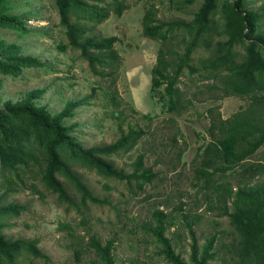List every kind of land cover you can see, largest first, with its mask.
I'll list each match as a JSON object with an SVG mask.
<instances>
[{
  "label": "trees",
  "instance_id": "16d2710c",
  "mask_svg": "<svg viewBox=\"0 0 264 264\" xmlns=\"http://www.w3.org/2000/svg\"><path fill=\"white\" fill-rule=\"evenodd\" d=\"M54 2L61 25L66 29L68 45L62 46L63 50L71 47L80 51L93 69L97 63L107 64L98 54L116 60L114 45L119 38L92 36L90 27L81 20L99 25L109 18L111 12L122 16L128 8L122 0ZM248 3L249 0H204L190 22L160 20L157 18L158 9L151 6L145 11L142 24L144 37L161 43L157 63L152 69L151 84L153 92L159 95V103L169 112L178 113L188 102L192 104L190 99L184 98L180 87V78L186 70L191 76L199 74L205 81L214 80L212 84H194V96L219 90L223 95L213 96L211 101L229 96L244 101L239 111L227 119L223 118L219 105L208 110L210 126L207 131L211 141L199 148L197 157L200 156L202 162L195 173L198 179H204L207 190L214 191L212 198L205 195L209 211H220L218 216L227 217L235 231L231 244L223 248L225 251L229 249L233 264H264V180L251 183L264 176V162L256 159L264 147V5L250 9ZM14 10L15 0H0V29L28 33L27 18L13 13ZM218 13L224 21L221 30L217 29L215 19ZM72 17L77 21L73 22ZM177 30H185L190 36L182 54L169 47ZM200 48H206L210 55L195 64L193 55ZM46 67V62L40 58L23 55L18 45L0 40L1 75L18 78L25 69ZM45 93L46 89L31 90L19 101L7 100L0 107V264H17L23 252L35 258H46L38 247V240L14 239L3 234L1 219L24 211L21 204L5 203L9 195L25 188L42 194L41 185L57 195L61 204L76 207L81 212L80 203L87 208L89 203L110 205V202L94 195L73 168L74 164L130 185L134 182L140 190L158 178V173L146 166L144 153L134 162L131 173L117 167L111 158L136 148L146 135L143 129L129 126L125 132L121 128L118 141L87 148L73 135L78 125L69 122L75 118L76 110L92 96L68 101L60 112L54 113L39 104ZM113 101L119 104L116 98ZM167 138L177 141L176 135ZM163 145L165 147L166 142ZM235 176L239 179L238 186H233L231 181ZM69 188L80 195V203ZM179 210L182 211V207ZM172 218V213L155 207L149 228H145L162 246L160 255L170 264L214 262L220 250H217L218 235H211L200 248L189 226L193 243L191 261L186 262L167 236L173 226ZM74 232L75 229L69 227L68 235L73 236ZM82 238L83 243L72 241L78 263L83 256L89 258L92 255L89 264H115V239L103 243L101 237L88 233ZM84 238H88L86 243Z\"/></svg>",
  "mask_w": 264,
  "mask_h": 264
},
{
  "label": "rangeland",
  "instance_id": "374dc122",
  "mask_svg": "<svg viewBox=\"0 0 264 264\" xmlns=\"http://www.w3.org/2000/svg\"><path fill=\"white\" fill-rule=\"evenodd\" d=\"M122 2L128 7L122 16L111 12L109 18L99 25L81 20L90 27L92 36L119 38L114 45L116 60L98 54L107 64L102 66L97 63L93 69L80 51L71 47L62 49V46L68 45V41L54 0H15L13 13L25 15L29 32L2 28L0 40L18 45L23 55L40 58L47 67L25 69L18 78L0 74V107L4 101H19L27 92L35 89H46L39 104L47 106L54 113L60 112L68 101L92 96L76 110L75 118L69 122L78 125L73 135L90 148L118 141L121 128L125 132L129 126L143 129L146 135L136 148L111 158L117 167L131 173L134 162L144 153L146 166L152 167L153 172L158 173V178L140 190L134 182L130 185L74 164L73 168L94 195L109 201L110 205L89 203L86 208L81 205V197L76 190L69 188L80 203L81 212H78L76 207L61 204L57 195L41 185L39 189L42 194L25 188L9 195L5 201L23 205L24 211L2 218V232L14 239L38 240V247L46 256L35 258L23 252L17 264H89L93 256H83L78 263L72 244L74 240V243H83L82 237L87 233L89 236L98 235L103 243L115 239V264H170L160 255L162 246L157 239L145 230L149 228L151 213L156 207L174 216L167 236L186 262L191 261V226L200 248L211 235H218L217 250H220L211 264H233L229 249L225 251L223 248L231 244L235 231L227 217L218 216L220 211H209L205 195L209 194L212 198L214 191L207 190L204 179H198L195 171L202 162V158L197 157L199 148L211 141L207 131L210 126L208 110L219 105L223 118L227 119L239 111L244 101L236 96L211 101L213 96L223 95L219 90L194 96V84H212L214 80L205 81L199 74L191 76L186 70L180 78V87L184 98L190 99L192 104L188 102L178 113L169 112L159 103V95L153 92L151 84L152 69L157 63L161 43L143 35L142 23L147 8L155 6L158 9L157 18L163 21L190 22L204 0ZM248 5L250 9H259L264 5V0H249ZM215 19L217 29L221 30L224 26L222 15L218 13ZM72 21L77 19L72 17ZM212 25L216 27L215 23ZM189 40L190 36L185 30H177L169 47L182 54ZM209 55L206 48L198 49L193 55L194 63ZM113 98H116L118 105ZM172 135H176L177 141L167 138ZM256 159L264 162V147L259 150ZM238 180V176L231 179L233 186H238ZM262 180L264 176L251 183ZM69 227L75 229L73 236L68 235ZM84 239L86 243L88 238Z\"/></svg>",
  "mask_w": 264,
  "mask_h": 264
}]
</instances>
